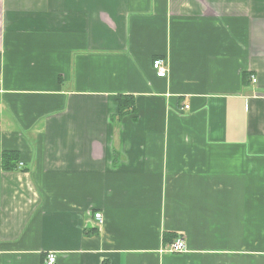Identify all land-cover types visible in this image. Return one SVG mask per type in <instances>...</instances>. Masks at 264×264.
<instances>
[{"label":"crops","instance_id":"crops-1","mask_svg":"<svg viewBox=\"0 0 264 264\" xmlns=\"http://www.w3.org/2000/svg\"><path fill=\"white\" fill-rule=\"evenodd\" d=\"M51 252L264 264V0H0V264Z\"/></svg>","mask_w":264,"mask_h":264},{"label":"built area","instance_id":"built-area-1","mask_svg":"<svg viewBox=\"0 0 264 264\" xmlns=\"http://www.w3.org/2000/svg\"><path fill=\"white\" fill-rule=\"evenodd\" d=\"M154 69L156 70L157 76L160 78H164L167 75V71L165 69V62L162 60H157L154 62ZM253 82L256 83L257 80L253 78ZM189 109V106L185 107ZM95 218L102 222V214H96ZM187 251V243L184 238H177L168 248V252L170 254H180ZM57 255L53 252L47 254L45 259V264H57Z\"/></svg>","mask_w":264,"mask_h":264},{"label":"trees","instance_id":"trees-1","mask_svg":"<svg viewBox=\"0 0 264 264\" xmlns=\"http://www.w3.org/2000/svg\"><path fill=\"white\" fill-rule=\"evenodd\" d=\"M130 102H132L131 98L128 97H119V113L117 116H112L118 119H121L122 117L126 116L128 111L132 108V105H130ZM21 156L18 152H3L2 154V170L4 172H13L16 170H19L21 165Z\"/></svg>","mask_w":264,"mask_h":264}]
</instances>
